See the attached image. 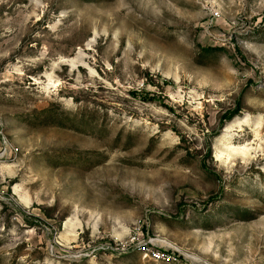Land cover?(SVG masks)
Returning <instances> with one entry per match:
<instances>
[{
	"label": "rangeland",
	"instance_id": "rangeland-1",
	"mask_svg": "<svg viewBox=\"0 0 264 264\" xmlns=\"http://www.w3.org/2000/svg\"><path fill=\"white\" fill-rule=\"evenodd\" d=\"M0 264H264V0H0Z\"/></svg>",
	"mask_w": 264,
	"mask_h": 264
},
{
	"label": "built area",
	"instance_id": "built-area-1",
	"mask_svg": "<svg viewBox=\"0 0 264 264\" xmlns=\"http://www.w3.org/2000/svg\"><path fill=\"white\" fill-rule=\"evenodd\" d=\"M139 251L143 255L144 259H148L149 261L159 263V262H170L171 260L174 261L170 256H167L157 250H154L153 248L149 247V245H152V242H149V244H141L139 243ZM142 245V246H141ZM174 249V248H172Z\"/></svg>",
	"mask_w": 264,
	"mask_h": 264
},
{
	"label": "bare ground",
	"instance_id": "bare-ground-1",
	"mask_svg": "<svg viewBox=\"0 0 264 264\" xmlns=\"http://www.w3.org/2000/svg\"><path fill=\"white\" fill-rule=\"evenodd\" d=\"M245 153L244 152H242V151H240V152H238V151H233V152H230V157H241V156H243ZM243 158V157H242Z\"/></svg>",
	"mask_w": 264,
	"mask_h": 264
},
{
	"label": "trees",
	"instance_id": "trees-1",
	"mask_svg": "<svg viewBox=\"0 0 264 264\" xmlns=\"http://www.w3.org/2000/svg\"><path fill=\"white\" fill-rule=\"evenodd\" d=\"M239 111L240 110H236V112H234V114H231L229 117H228V120L226 121H231L232 119H234L235 117H237L239 115Z\"/></svg>",
	"mask_w": 264,
	"mask_h": 264
}]
</instances>
